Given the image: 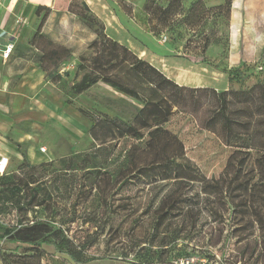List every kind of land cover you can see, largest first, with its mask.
<instances>
[{"label":"rangeland","instance_id":"rangeland-1","mask_svg":"<svg viewBox=\"0 0 264 264\" xmlns=\"http://www.w3.org/2000/svg\"><path fill=\"white\" fill-rule=\"evenodd\" d=\"M182 1L181 13L171 14L165 26L145 9L147 0H57V16L50 17L46 35H57V43L72 50L60 70L69 75L61 79L57 72L49 74L53 66L48 72L41 68L42 52L30 44L45 11L26 28V42L13 48L17 59L7 65L12 70L6 73L0 68V139L11 152L10 171L34 166L33 176L27 178L37 180L50 197L42 191L41 206L20 214L10 209L0 214V223L36 219L62 227L76 244L81 243L85 257L98 258L83 264H264V227L255 228L252 235L248 228L237 229V210L222 218L221 205L205 193L213 189L206 184L223 171L231 148L198 126L202 111L195 119L182 114L165 125L178 136L179 152L196 164L191 171L196 180L140 182L126 189L119 186L123 175L115 172L120 164L104 163L94 154L90 115L82 111L126 118L133 109L119 100L135 101L102 82L67 101L76 63L82 54L91 53L87 46L95 34L85 23L88 18L101 22L111 38L130 48L139 43L174 56L175 78L189 87H205L213 79L219 82L217 90H224L225 83L226 89H247L264 78V51L256 63L230 66L226 60L228 10L219 8L224 0ZM159 2L168 4V0ZM229 69L242 70L244 78L229 80ZM207 102L204 108L209 107ZM165 198H179L172 204L181 211L156 224L155 208ZM24 248L0 241V254L10 259L73 264L50 246H46L50 254L40 259Z\"/></svg>","mask_w":264,"mask_h":264},{"label":"trees","instance_id":"trees-1","mask_svg":"<svg viewBox=\"0 0 264 264\" xmlns=\"http://www.w3.org/2000/svg\"><path fill=\"white\" fill-rule=\"evenodd\" d=\"M231 1L224 0L223 6H219L220 9L227 8L228 18ZM145 9L166 26L171 14L181 13L183 1L168 0V4L163 6L159 0H147ZM43 11L45 14L30 44L42 52L41 68L48 72L53 66L49 74L54 76L57 72V77L61 79L63 74L69 75L68 71L64 70L61 74L60 70L71 57L72 50L43 33L42 28L51 8L38 6L36 15L40 17ZM85 23L95 34L87 46L91 53L89 56L82 54L77 61L70 92L65 94L70 102L74 96L102 82L135 101L119 100L123 106L133 109L126 118L93 116L92 111H82L84 116L90 115L88 132L93 139L94 154L104 163L120 164V169L115 171L118 176L123 175L120 188L130 189L140 182L147 185L164 181L179 184H184L186 180L195 181L191 171L196 169V164L182 151L179 152L181 143L178 136L169 132L165 125L182 114L195 119L202 111L198 126L214 133L231 148L223 171L212 178L213 183L206 184H212L213 189L205 193L214 196L221 205L222 218L237 210L240 214L237 216V229L248 228L252 235L255 228H263L264 78L247 89L217 90L180 85L147 59L139 57L128 45L111 38L101 22L88 18ZM227 74L229 80L244 78L240 69H229ZM205 102L210 104L208 108H204ZM34 172V166L21 165L15 171L8 170L0 175V214L10 209L18 214L28 213L43 204L41 192L47 193V190L42 189L37 180L27 178L32 177ZM47 197H50L49 192ZM177 201L181 200H161L155 208L156 224L181 211L178 203V208L172 204ZM160 213H163L162 217ZM21 221L15 225L0 223V241L23 245L26 251H34L32 256L39 259L50 254L46 246L52 247L55 254L70 259L73 264L98 259L85 257L81 243L76 244L62 227L36 219H28L26 224ZM0 258L3 264L29 263L15 257L10 259L4 254H0Z\"/></svg>","mask_w":264,"mask_h":264},{"label":"crops","instance_id":"crops-1","mask_svg":"<svg viewBox=\"0 0 264 264\" xmlns=\"http://www.w3.org/2000/svg\"><path fill=\"white\" fill-rule=\"evenodd\" d=\"M217 1L221 2L222 0H209L208 3ZM38 6L51 8V13L42 28L43 33L47 34V24L52 17L57 16V0H0V68L3 67L6 73L12 70L7 65L14 63L16 54L11 53L9 57L5 58L3 57V50L9 43L13 44L16 50L20 43L26 42L24 31L38 19L36 15ZM19 18L25 22H18ZM227 37L230 46L226 51L225 58L230 62V66H243L246 62L256 63L258 54L264 51V0H232ZM51 39L57 42V35ZM138 44L131 46V49L139 57L147 59L151 64L174 78L177 83L188 85L186 82H181L175 78L174 56H166L155 51L152 47ZM27 45L31 46L29 43ZM222 72L221 74H224V71ZM218 83L212 79L202 86L217 88ZM226 88L225 83L222 89ZM0 143L1 154L9 158L8 170H10V149L2 139H0ZM0 264H3L1 258Z\"/></svg>","mask_w":264,"mask_h":264},{"label":"built area","instance_id":"built-area-1","mask_svg":"<svg viewBox=\"0 0 264 264\" xmlns=\"http://www.w3.org/2000/svg\"><path fill=\"white\" fill-rule=\"evenodd\" d=\"M18 22H25V20L23 19H18ZM163 39H166L165 36L162 37ZM13 44H8L6 46V48L3 50V57L7 58L11 55L12 51H13ZM0 150H1V143H0ZM43 151H46V148L43 149ZM9 168V158L6 156H3L0 152V175L6 173L8 171Z\"/></svg>","mask_w":264,"mask_h":264}]
</instances>
